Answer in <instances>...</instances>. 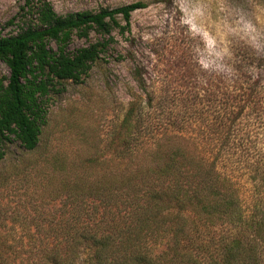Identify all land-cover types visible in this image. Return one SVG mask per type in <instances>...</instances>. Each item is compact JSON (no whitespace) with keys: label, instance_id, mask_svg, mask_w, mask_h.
I'll list each match as a JSON object with an SVG mask.
<instances>
[{"label":"trees","instance_id":"obj_1","mask_svg":"<svg viewBox=\"0 0 264 264\" xmlns=\"http://www.w3.org/2000/svg\"><path fill=\"white\" fill-rule=\"evenodd\" d=\"M22 2L31 22L0 35L9 70L0 78V162L13 142L38 151L42 98L55 84L82 83L113 32H128L131 14L147 7L59 15L47 0ZM91 32L102 40L66 52L74 34ZM237 56L239 76L186 71L162 79L166 89L137 71L140 93L117 126L111 160H88L83 172L61 177L65 165L54 157L41 170L21 159L0 185L32 187L25 204L39 199L58 217L1 223L0 264H264V76L244 72L261 71L264 53Z\"/></svg>","mask_w":264,"mask_h":264},{"label":"rangeland","instance_id":"obj_2","mask_svg":"<svg viewBox=\"0 0 264 264\" xmlns=\"http://www.w3.org/2000/svg\"><path fill=\"white\" fill-rule=\"evenodd\" d=\"M47 1L59 15L96 13L135 2L147 7L131 14L128 32H113L107 51L92 64L82 83L55 84L54 90L42 98L45 115L38 151L27 154L18 142H13L0 162V179L21 159L29 158L41 170V162L54 157L65 165L56 172L61 177L83 172L88 160H111L117 126L131 94L140 93L132 78L137 71L152 82L183 76L186 71L189 76L204 78L239 76L234 67L241 49L264 53V0ZM22 5V0H0L1 36L16 35L31 22L21 14ZM118 21L124 25L121 17ZM101 40L95 32L87 39L74 34L66 52L73 53ZM50 48L57 50L53 43ZM244 72L246 76H264V68L260 71L255 66H244ZM8 76L7 66L0 61V78ZM161 85L167 88L163 82ZM46 170L53 173L52 169ZM32 189L23 184L13 183L8 188L0 185V224L9 226L15 222L17 226L23 219L29 222L32 218L58 217L53 206L39 204V199L33 208L25 204ZM39 189L42 191L41 186ZM35 209L40 216H34Z\"/></svg>","mask_w":264,"mask_h":264}]
</instances>
